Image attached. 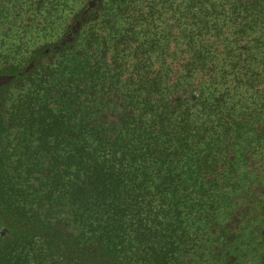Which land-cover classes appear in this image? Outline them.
I'll use <instances>...</instances> for the list:
<instances>
[{"label":"trees","instance_id":"16d2710c","mask_svg":"<svg viewBox=\"0 0 264 264\" xmlns=\"http://www.w3.org/2000/svg\"><path fill=\"white\" fill-rule=\"evenodd\" d=\"M223 1L240 34L264 27V0ZM30 2L0 0L1 46L33 31L46 2ZM70 11L54 37L0 58V264H264V102L181 112L208 101L183 75L203 45L171 86L131 89L135 74H104L88 46L92 27L118 23L106 0Z\"/></svg>","mask_w":264,"mask_h":264},{"label":"rangeland","instance_id":"374dc122","mask_svg":"<svg viewBox=\"0 0 264 264\" xmlns=\"http://www.w3.org/2000/svg\"><path fill=\"white\" fill-rule=\"evenodd\" d=\"M44 1L43 10L32 14L35 24L30 27L34 32L22 38L15 36L3 40L0 58L17 59L27 51L32 40L54 37L61 17L71 12L75 0L65 4L57 0L55 5L50 4L51 0ZM106 4L109 14H113L118 23L113 29L108 23L98 24L87 34L88 46L97 49L93 51L99 55L100 65H104V74L126 77L134 73L137 79L129 84L131 89L141 87L139 80L148 86L152 79L164 81L168 75V83L163 86H171L177 80V77L173 79V73L185 71L194 52H200L198 48L203 45L204 57L196 64L198 68L194 65L191 72H183V75L193 84L192 91L205 93L208 101L191 102L189 110L184 107L181 112L202 121L219 118L222 109L212 115L207 105L222 96L223 101L236 105L237 112L246 108L261 109L264 102V27L249 31L248 35L240 34V21L236 20L230 3L223 0H106ZM47 12L52 23L44 25L48 20ZM109 18L108 15L104 19L108 22ZM209 40L215 42L216 57L205 53L204 46ZM228 43L230 46L226 47ZM61 60L52 73L63 77L66 64ZM208 71L212 75L204 73ZM122 76H119L121 80ZM255 105L260 106L256 108Z\"/></svg>","mask_w":264,"mask_h":264}]
</instances>
